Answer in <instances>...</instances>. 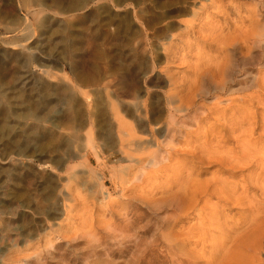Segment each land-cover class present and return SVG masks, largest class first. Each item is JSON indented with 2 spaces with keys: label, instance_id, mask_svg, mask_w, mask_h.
<instances>
[{
  "label": "rangeland",
  "instance_id": "374dc122",
  "mask_svg": "<svg viewBox=\"0 0 264 264\" xmlns=\"http://www.w3.org/2000/svg\"><path fill=\"white\" fill-rule=\"evenodd\" d=\"M214 1L0 0V264H205L198 197L177 202L171 179L181 171L198 184L217 171L194 153L202 131L217 136L214 113L237 110L264 76V0ZM73 5L80 9L68 11ZM228 6L242 32L255 20L246 38L229 34L236 43L224 52L198 36L190 49L173 40L178 58L166 50L198 18L193 11L222 26L216 12ZM200 55L224 59L198 81L191 70ZM24 71L29 80L18 84ZM193 84L192 100L180 87ZM70 92L82 115L93 114L79 119L66 152L56 139L71 122L62 100ZM118 118L135 132L131 141L119 139ZM255 127L250 139L261 133ZM39 129L54 138L40 140ZM88 131L94 150L84 146ZM234 143L226 136L220 146Z\"/></svg>",
  "mask_w": 264,
  "mask_h": 264
},
{
  "label": "bare ground",
  "instance_id": "6f19581e",
  "mask_svg": "<svg viewBox=\"0 0 264 264\" xmlns=\"http://www.w3.org/2000/svg\"><path fill=\"white\" fill-rule=\"evenodd\" d=\"M111 3L113 4V2ZM213 4H215V1L209 0V5ZM74 9H80V6L75 5L74 8L71 7L68 11ZM227 9H229V6L226 7L225 11H221L220 9L216 12L219 15V20L224 23L222 26H218L216 22L206 20V18L203 17V8H200L198 12L193 11L192 16L198 18H191V21H186L185 25H183V31L176 34V36L172 34L166 50H168L174 58H178L180 55H176L177 52L175 51H181L182 47L181 49L178 48L173 43V40H177L183 47L190 49L193 46L190 40L198 36V39L204 37L208 42L214 43L218 52H224L227 47H232L236 43L232 42L234 37L229 34H241L246 38L247 32L251 30L255 20H253V23L242 32L239 27L241 25L239 22L242 18L236 22H232L228 12H226ZM194 23L196 24L194 25ZM26 28L22 30H25L24 36L28 38L30 32L26 30ZM205 30L207 34L202 36ZM203 56H201L202 58H197L196 65L194 64L195 67L193 66L194 69L191 70L193 77L197 78L198 81L207 71L216 70L224 59L222 58V60H220V57H222L220 55H218V57H209V60L206 59L207 56L204 58ZM170 58L172 59V57ZM212 61L214 62L213 64L210 63ZM27 73V71H24L21 75L19 74L18 80L20 81H18V84H25L26 80H29L30 76ZM113 79L116 80L115 85L121 81H119V79ZM21 80H24V83H22ZM261 82L262 83L258 84V87L256 86L258 89L254 94L245 96V99L241 98L239 103L241 105H239L237 110H235L233 104L229 102L232 104L235 110L234 112L231 111L230 113L229 111V113H227L226 111L230 109H228V107H224V109L219 110V112H215L214 110L215 119H221L223 123L220 125L217 136H215V134H206V132L211 130L208 127L209 131H202L205 138L204 140L201 138L198 140L199 145L198 148L194 150V153L196 155L198 154V163H207V165L212 164L211 166L217 168V171L215 173L213 172L207 180H198V184L193 182L190 183L191 181L187 175L181 179L180 176L183 175L181 171L175 172L176 174L174 175L178 177L173 175L174 178L171 179L173 180L171 187H175L176 194L174 195L177 198V202L182 204L187 201V197L192 199L194 193L195 199L198 197V212L196 213L198 217V246L203 247L207 251L206 253H204V251L198 252V257L203 258L208 254L204 262L201 263L264 264V140H262L264 136V114L259 112V110L264 112V107H257L258 105H264V100L261 99L260 101V94L264 92V76ZM109 83L110 82L106 83L105 88L109 86ZM130 85L132 84L130 83ZM180 88L189 94V99L193 100L194 97L197 96L198 88L195 87L194 84L193 86L182 85ZM115 89L117 92V88ZM13 91L14 86H10L6 89L7 93ZM71 92L67 94L64 99L62 97V100L66 101V106H69L70 114L68 115V120L71 122L64 124V129L67 130H64L66 132L65 136L59 135L56 139L57 144L64 143L67 145L66 152H70L69 143L72 141L71 137L75 133V125L79 122V119H84L86 116L87 120L91 122L89 118L93 114L87 109V113L82 115L80 110L74 107L77 103H75L76 96ZM178 92L181 93L183 91ZM80 93L83 96L86 94L81 90ZM174 95L179 98L178 102L180 104L186 105V98L183 100L181 98L182 96L180 94L178 95L177 92H175ZM173 99H169L168 97L169 102ZM86 106L88 107L89 105ZM112 111L114 119L117 118L119 113L117 108L113 106ZM98 113H100V111H98ZM259 122L260 125H258ZM47 124L51 126L52 129L53 124L59 127V125H56L58 123H54L53 121L47 122ZM118 126L120 129L119 139L122 140V137L126 135L129 137L128 140L131 141L135 134L132 127L128 131L126 130L125 133L124 129L126 128L122 120L118 121ZM255 126L260 127L261 133L255 139H250L251 135H249V137L247 134H252V131L255 132ZM217 127L219 126L217 125ZM53 133L54 131L49 133L47 130L39 129L36 137L40 140H52L54 138ZM86 135L84 146L94 150L91 132L88 131ZM226 136L234 140L235 147L224 149L220 146V142H222L223 138H226ZM2 137H4V133L0 132V144ZM26 140H29V138H26ZM50 143L51 142L48 141V143L45 142L44 144L50 146ZM18 146L17 148L20 149L18 154L23 155L21 153L24 149L28 148V141H24ZM22 146H24V149H22ZM199 172L201 171H198V175ZM71 180V177H68L67 183L71 184ZM232 210H236L238 216L234 217V215H231ZM214 235L219 236L218 240L214 238ZM223 249L226 253H220Z\"/></svg>",
  "mask_w": 264,
  "mask_h": 264
}]
</instances>
